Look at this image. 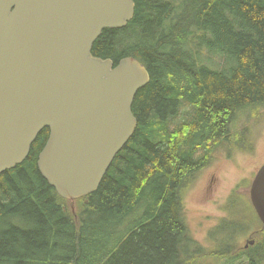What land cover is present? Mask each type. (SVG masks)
<instances>
[{
  "label": "trees",
  "instance_id": "1",
  "mask_svg": "<svg viewBox=\"0 0 264 264\" xmlns=\"http://www.w3.org/2000/svg\"><path fill=\"white\" fill-rule=\"evenodd\" d=\"M134 1L132 21L103 29L91 52L147 67L135 133L97 191L71 202L38 168L43 129L0 175V264H264L259 219L260 239L235 255L202 245L184 211L190 178L233 143L239 114L264 107V0Z\"/></svg>",
  "mask_w": 264,
  "mask_h": 264
},
{
  "label": "water",
  "instance_id": "2",
  "mask_svg": "<svg viewBox=\"0 0 264 264\" xmlns=\"http://www.w3.org/2000/svg\"><path fill=\"white\" fill-rule=\"evenodd\" d=\"M135 8L134 0H0V175L49 127L38 155L43 177L72 202L97 191L135 133L132 105L150 75L135 57L114 66L91 50ZM251 199L264 222V165Z\"/></svg>",
  "mask_w": 264,
  "mask_h": 264
},
{
  "label": "rangeland",
  "instance_id": "3",
  "mask_svg": "<svg viewBox=\"0 0 264 264\" xmlns=\"http://www.w3.org/2000/svg\"><path fill=\"white\" fill-rule=\"evenodd\" d=\"M233 127V143L208 155L206 165L190 178L184 211L192 233L202 245L219 248L218 239L229 243L235 255L238 248L244 255L250 246L248 241L260 239L252 233L257 230L256 221L247 215V190L241 181L264 163V107L243 110ZM220 224H225V229H219ZM228 263L225 259L211 262Z\"/></svg>",
  "mask_w": 264,
  "mask_h": 264
},
{
  "label": "flooded vegetation",
  "instance_id": "4",
  "mask_svg": "<svg viewBox=\"0 0 264 264\" xmlns=\"http://www.w3.org/2000/svg\"><path fill=\"white\" fill-rule=\"evenodd\" d=\"M45 128H46V127H45ZM45 128H44V129H45ZM49 134H50V128H49Z\"/></svg>",
  "mask_w": 264,
  "mask_h": 264
}]
</instances>
